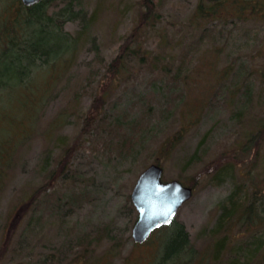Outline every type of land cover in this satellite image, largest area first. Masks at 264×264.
I'll return each mask as SVG.
<instances>
[{
  "label": "rangeland",
  "instance_id": "374dc122",
  "mask_svg": "<svg viewBox=\"0 0 264 264\" xmlns=\"http://www.w3.org/2000/svg\"><path fill=\"white\" fill-rule=\"evenodd\" d=\"M151 1L81 0L94 19L56 100L44 111L41 128L74 105L76 93L81 101L50 140L41 130L18 154L0 191V264H155L159 254L173 249L176 230L158 232L162 227L145 243H135L138 212L128 199L139 175L157 162L164 182L178 180L193 190L172 223L184 228L198 253L187 264H229L240 244L264 237V212L262 226L252 223L264 201V142L247 144L257 135L255 119L264 120V18L248 7L242 19H233L238 15L229 10L222 15L227 25L210 22L203 33L191 27L197 0ZM53 2L60 8L65 0ZM147 5L154 17L143 20ZM79 25L70 21L65 29L76 35ZM124 51L126 73L116 82L104 79L106 66ZM140 55H146L144 62ZM233 59L250 68L254 89L253 109L240 122L236 104L218 94L216 78ZM168 67L184 69L196 84L175 80L174 73H166ZM103 89L109 93L105 101H96ZM93 105L107 120L98 132L87 133L82 118ZM131 132L135 149L117 154L119 138ZM173 134L181 135L173 149L159 153ZM59 137L75 146L69 177L48 185L47 193L31 204L34 189L48 184L44 162L56 163ZM205 252L209 262L201 263L199 255ZM180 256L184 262L192 253L185 250ZM258 257L249 264H264V245Z\"/></svg>",
  "mask_w": 264,
  "mask_h": 264
},
{
  "label": "trees",
  "instance_id": "16d2710c",
  "mask_svg": "<svg viewBox=\"0 0 264 264\" xmlns=\"http://www.w3.org/2000/svg\"><path fill=\"white\" fill-rule=\"evenodd\" d=\"M53 1L42 0L33 6L27 7L21 0H0V191H3L7 186L10 173L17 164L18 154L26 143L41 133V130H43V136L50 140V137L55 135L58 129L67 123L68 118L74 115L73 109L79 104L76 101H81V94L76 93L73 96L74 105L60 112L45 129L41 128L44 111L56 100L60 81L69 73L71 65L81 49L83 39L88 35L94 19V14H88L86 9L82 7L81 0H65V3L60 8L55 6ZM147 2L152 4L151 0H147ZM79 6L81 8L76 9ZM148 6L143 20L154 17L151 7ZM248 7H250L248 10H254L255 14H259L264 18V0H197L193 16L194 22L191 27L193 25L196 28L199 27L205 33L207 32L206 24L210 22L223 21L225 22L224 24L228 22L222 16L225 12L232 10L234 15H238V18L233 19H242L241 15L246 12L244 10ZM70 21H79L80 23V31L76 35L65 29L66 24ZM204 37L202 35L201 39ZM135 49L133 48L132 50L134 55L136 53ZM123 53L122 57L112 60L106 66L107 74L104 79L109 77V79L116 82V79L126 73L127 53L125 51ZM145 57L146 55H140V61L144 62ZM236 62L238 61L233 59L230 65L224 68L225 70L216 78L220 80L218 83V94L230 99L231 103L236 104L235 116L240 122L241 116H246V111L249 108L253 109L254 89L252 88V80L248 78L250 68H246L247 65L242 63L236 65ZM168 72L169 74L174 73L175 80H179L177 77H180L184 85L192 86L197 82V80L196 82L192 80L189 73L184 69L180 70V68H177L173 72V69L171 68L170 71L168 67L166 73ZM244 78L248 79L242 81ZM223 81H226L225 85L222 83ZM102 82L103 80L100 84ZM97 94L95 95L96 101L98 99L105 101L109 93L106 89H103V93L98 94L101 97L97 96ZM205 94L208 95L206 100V103H208L210 92L204 93L203 96ZM216 96L211 99V102ZM193 110H196L193 113L197 116L198 109L194 108ZM82 119L84 122L83 127H85L87 133L98 132L102 129L101 125L107 120L106 116L101 115L97 108H94V105L91 106ZM255 122L257 124H254V126L257 130L254 133L257 135L252 134L254 136L253 139L249 138L247 141V144L250 142L252 146L256 140L264 142L263 117L255 119ZM182 129L186 131L184 128ZM179 134H173L166 139L159 153L171 151L179 137H181ZM133 136L134 133L131 132L126 137L121 136L119 138L116 146L117 154L124 152L131 154L133 152L134 147H136L132 142L131 137ZM258 136H262V138L259 139ZM127 137H130V139ZM57 141L61 143V150L55 160L56 163L51 165L48 160L44 162L47 166L44 169V174L48 184L44 183L41 187L34 189L31 194V204L41 194L47 193L49 190L48 185L58 183L59 180L69 177L68 172L72 164L71 157L75 155V146L68 143L67 137H59ZM130 145H132V148ZM246 147L248 148V145ZM249 147L251 148V146ZM156 164L162 166L160 162ZM57 169H59V172ZM28 198L24 199L27 200ZM128 203L130 209L135 212L130 198ZM238 206H235L236 211ZM253 208L254 206L251 204L248 208H245V211L249 213ZM261 212H264V201L261 202L260 212L257 211L256 213L258 220L254 219L252 223L260 224L259 226H262L261 223L264 224V220L260 219ZM256 221L257 223H255ZM170 228L176 230L175 236L170 241V247L173 249L167 251L164 255L159 254L155 264L193 263L198 253L190 245L189 237L182 226L171 224L163 227L158 232H163ZM84 237L81 238V242L80 239L78 240L79 245L84 241ZM252 238L251 241L240 244L238 248H235L234 258L229 264H249L255 259L260 260L258 256L261 247L264 245V237L256 235ZM161 239L162 236L160 237V245L163 243ZM115 245L119 247V244L116 243ZM185 250L191 252L192 257L182 262L179 260L181 258L180 253L185 252ZM199 256L203 257V262L201 263H204L206 258L209 262V254L207 252ZM242 259L244 260L242 261Z\"/></svg>",
  "mask_w": 264,
  "mask_h": 264
},
{
  "label": "water",
  "instance_id": "95a60500",
  "mask_svg": "<svg viewBox=\"0 0 264 264\" xmlns=\"http://www.w3.org/2000/svg\"><path fill=\"white\" fill-rule=\"evenodd\" d=\"M33 6L42 0H21ZM193 190L178 180L163 181V168L151 164L138 177L131 200L138 212L132 228L135 243H145L155 230L173 223L180 207L191 199Z\"/></svg>",
  "mask_w": 264,
  "mask_h": 264
}]
</instances>
